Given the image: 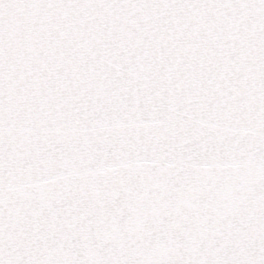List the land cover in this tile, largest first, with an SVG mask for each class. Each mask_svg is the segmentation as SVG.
Listing matches in <instances>:
<instances>
[{
  "label": "water",
  "instance_id": "water-1",
  "mask_svg": "<svg viewBox=\"0 0 264 264\" xmlns=\"http://www.w3.org/2000/svg\"><path fill=\"white\" fill-rule=\"evenodd\" d=\"M0 264H264V0H0Z\"/></svg>",
  "mask_w": 264,
  "mask_h": 264
}]
</instances>
